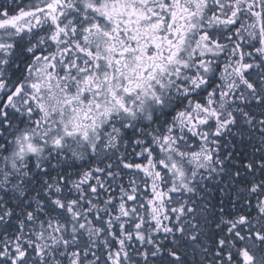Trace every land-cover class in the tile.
<instances>
[{
	"label": "snow or ice",
	"instance_id": "snow-or-ice-1",
	"mask_svg": "<svg viewBox=\"0 0 264 264\" xmlns=\"http://www.w3.org/2000/svg\"><path fill=\"white\" fill-rule=\"evenodd\" d=\"M0 264H264V0H0Z\"/></svg>",
	"mask_w": 264,
	"mask_h": 264
}]
</instances>
